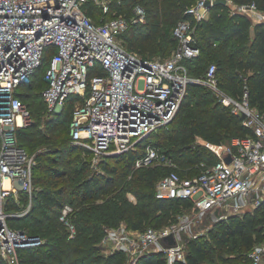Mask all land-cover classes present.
I'll return each instance as SVG.
<instances>
[{"label":"built area","instance_id":"2783aa9c","mask_svg":"<svg viewBox=\"0 0 264 264\" xmlns=\"http://www.w3.org/2000/svg\"><path fill=\"white\" fill-rule=\"evenodd\" d=\"M89 1L105 14L112 11L113 0H0V255L10 264H20L19 247L42 242L41 237L12 227L9 217L32 208L37 161L21 144L18 130L32 122L33 114L19 90L30 82L47 52L52 55L44 100L56 114L78 97L71 121L72 140L91 150L96 168L105 157L138 150L140 145L135 167L169 162L160 147L146 138L173 120L190 83L220 91L216 63L210 64L204 76L189 73L185 60L201 51L190 19L176 24L174 35L179 44L170 56L143 57L126 49L121 35L131 25L147 22L146 8L137 3L130 15L114 12L113 17L97 23L86 12ZM233 4L235 11L264 22V9L255 1ZM188 11L197 20L209 14L205 0H198ZM231 100L233 111L245 115L244 122L254 134L235 136L226 143L204 141L218 156L215 162L194 176L172 170L157 183V197L190 198L195 213L187 211L178 222L160 229L135 230L124 222L109 227L102 240L107 254L125 252L126 264H137L151 251H162L168 264L186 261L182 234L195 218L210 211L225 209L234 215L264 206V115L250 105L247 93L243 102ZM22 191L30 195L29 205L21 213L9 212V198L19 201ZM74 210L73 204L66 203L60 214L71 230L70 237L76 234ZM172 232L178 246L164 247L160 238ZM240 264H264V241Z\"/></svg>","mask_w":264,"mask_h":264},{"label":"trees","instance_id":"16d2710c","mask_svg":"<svg viewBox=\"0 0 264 264\" xmlns=\"http://www.w3.org/2000/svg\"><path fill=\"white\" fill-rule=\"evenodd\" d=\"M197 1L113 0L112 11L106 14L98 5L89 1L85 9L94 20V11L98 7L99 14L102 13V16L94 21L101 23L113 17L114 12L130 15L135 4H142L147 10V22L131 25L121 37L126 49L149 58H156L149 53L166 50L161 37H170L175 50L179 41L174 35V28L180 20L190 19L195 26L196 44L201 49L199 55L185 60L190 75L204 76L210 64L216 63H209L203 72L206 57L208 55L219 57L216 63L219 85L221 84L237 99H242L247 93L250 105L264 115V22L253 23L250 16L239 11L230 13L229 4L213 5L209 8L210 17L197 20L188 11ZM232 1L238 4L255 1L260 8L264 9V0ZM142 25H147L148 29L141 30L139 27ZM131 29H135L134 34L126 35ZM231 40L233 41L230 44ZM215 45L218 47L215 48ZM228 46L231 50L225 55L221 53L220 49L224 50ZM51 55V52L45 54L43 64L36 69L30 82L19 90V96L28 104L33 114L32 122L20 128L18 136L21 144L36 156L35 189L31 210L21 216L11 215L9 224L42 239L39 244L18 248L20 264H126L125 252L114 251L108 254L104 252L102 240L106 229L119 226L123 222L135 230H145L149 227L160 228L162 223L169 219L168 213L171 209L184 211L183 214L191 211L194 208V201L190 198L157 197V183L172 170L178 171L182 176H194L203 170L185 173L177 169L168 171L167 167L162 166L135 167L134 163L142 152V145L135 151L109 155L100 162L98 168L94 167L91 150L74 143L71 136V121L75 100L78 97L72 98L65 109L56 114L49 111L47 102L44 100L43 90L48 84L45 74ZM166 57L168 56L159 58ZM42 68H44L43 72ZM204 87L208 86L190 83L187 95L177 112L178 114L185 109L184 116L188 118L187 121L180 127H175L169 136L163 134L160 140H156L155 133L170 126L174 117L167 126L160 127L146 138L156 143L162 153L170 159L172 158L170 153L179 155L181 165L186 160H191L190 154L198 138L214 143H226L235 136L254 134V129L245 124L242 114L235 113L233 108L223 110L224 105ZM39 98H42V103ZM34 104H38L39 113L43 112L45 104L51 124L68 122L69 131L65 145H49L48 148L53 150L52 153L64 152L70 156L61 162L53 155H49L52 156L53 165L47 168L39 164L42 156L32 152L24 142V140L34 141L36 138L35 131L32 130ZM167 141H169L168 146L163 149L162 146H165ZM43 142L45 140L41 139L38 143ZM204 151L210 153L212 163L218 159V156L204 143L197 146L195 155L200 157ZM88 169L90 173L83 175ZM134 169L135 171L131 173ZM39 170H46L44 171L47 174L45 179L49 180L48 176H51L53 183L50 186H40L37 189L36 183L43 178V175L38 173ZM61 177L63 180L59 183ZM141 182H144L147 187H139L138 184ZM129 192H134L140 200L144 199V201L134 202L130 199ZM30 201V195L22 191L19 201L13 196L9 198L7 210L12 213L21 212L27 208ZM66 203H71L75 207L72 213V222L76 227L74 237H70L69 226L60 219L62 208ZM38 209L39 212H37ZM165 213L166 215L163 216ZM17 219L26 220V222L14 223ZM263 241L264 206L247 211L245 214L231 215L227 223L220 220L215 227L208 230L207 234L190 238L187 260H177L174 264L215 262L213 253L216 251L219 256H222L230 246L238 251L240 260L237 264H240L247 259L253 247ZM0 264L10 263L0 255ZM137 264H168V262L162 251H151L143 254Z\"/></svg>","mask_w":264,"mask_h":264},{"label":"rangeland","instance_id":"374dc122","mask_svg":"<svg viewBox=\"0 0 264 264\" xmlns=\"http://www.w3.org/2000/svg\"><path fill=\"white\" fill-rule=\"evenodd\" d=\"M235 10H236V8H234L233 2L229 1L230 13L234 12ZM94 12H95L94 18L98 20L99 16H102V13H101V15L99 14L100 12H99L98 7H96ZM210 16H211V13L209 12L207 17H210ZM251 19H252L253 23H257V21L253 17H251ZM173 24L170 26L171 29L173 27ZM139 28H141V30L146 31L148 29V26L142 25ZM134 32H135V29H131L126 35H131V34L133 35ZM251 34H252V32H251ZM250 39H251V36L249 37V40ZM161 40L163 41L164 47L166 46V50H164V49L157 50L154 53H149L150 56L161 57V56H170L172 54V52L174 51V49H173L174 44L171 43L170 37H166V38L161 37ZM233 40L230 41V44ZM214 47L216 48L218 46L215 45ZM230 50H231L230 46H228L224 50L220 49L221 53H223L224 55L227 53V51H230ZM218 60H219V57H214L212 55H208L206 57V61L204 63L203 72L206 70V67L208 66L209 63H211V62L218 63ZM41 71L43 72L44 68H42ZM219 87H220V91L214 90V89L209 88V87H204V88L206 90H208L210 92V94L217 101H219L222 105H224L223 110L233 108L234 102L231 100L232 98H234L235 100H238L240 102H243L244 97L242 99H237L234 96H232L221 84L219 85ZM39 101H40V103H42V98H39ZM34 108H35V111H34V121L32 124L33 125L32 130L35 131V137L36 138L34 141H27L24 139L23 140L29 146V148L32 152L40 154L42 156V161L39 164H42V167L47 168V167H49V165H53L52 164L53 161L51 159L52 156H49V155H53V157H55L56 159H58L61 162L70 156L69 154H67V153L65 154L64 152L59 153V154H57V152L52 153L51 151H53V150L48 148L49 145H65V143H66L65 141H66V138L68 137V131H69V128L67 127L68 122L64 121V122H61L57 125L51 124V121L48 119L47 108H46L45 104H44V109H42V111H43L42 113H39V109H37L38 104H34ZM184 111H185V109L180 111V113H178L175 116L174 121L172 122V124L170 126L162 128L158 132H156L155 133L156 135L154 136V138L156 140H158V139L160 140L162 138L163 134L166 136H169L170 134L173 133L172 130L175 129V127H180L181 124H183V122L187 121L188 118H186L184 116L186 113ZM41 139L43 141L45 140V142L38 143L39 140H41ZM168 143H169V141H167L165 146H162L163 149H165L168 146ZM203 143H204V141L201 138H198L195 140L194 146H193V151L190 154L191 160H186L183 163V165H181L179 163V155L170 153V155H172L171 156L172 158L169 162L161 161V162H158V163L152 165L151 167L162 166V167H167L168 171L171 169H177V170H179L181 172H185V173L200 172L208 164L212 163V161H213L211 156H210V153L207 151H204L200 157L195 155V150H196L197 146L199 144H203ZM135 169L133 171H131V173H133L135 171ZM44 171H46V170H39L38 171V173L40 175H43V178H40L38 180V183H36L37 189H39L40 186L41 187L42 186L44 187L46 185L50 186L51 183H53L51 176H48L51 179V181H50V179L49 180L45 179L47 174ZM88 173H90L89 169L86 170L83 175L86 176ZM62 180H63V177H61L58 182L61 183ZM138 185H139V187H142V188L147 187V185L144 182H141ZM128 194H129L130 199L133 200L134 202L144 201V199L140 200L139 197L137 196V194H135L134 192H129ZM21 212H23V211H21ZM21 212H18V213H21ZM37 212H39V209L37 210ZM183 212L182 211L179 212L178 210L176 211V210L171 209L168 213V215L170 216L169 219L167 221H164L162 223V225L160 226V228H163V227H166V226H169L171 224L176 223V221L179 220L180 217L183 215ZM193 212L195 213L194 209H193ZM240 214H245V213H240ZM164 215H166V213L163 214V216ZM231 215L232 214L226 213L225 209H222V210L213 211V212L210 211V212H207L206 214H201L200 216L195 218L194 222L191 223L188 230H186L182 234V242H183V246L185 247V249L186 250L189 249L188 241L190 238H193L197 235L200 236V235L207 234L208 230L210 228L215 227L216 223L220 220L223 221L224 223H227L228 218ZM18 216H21V215H18ZM222 216H224V217L222 218ZM25 222H26V220H22V219H17L14 221V223H25ZM160 228H157V229H160ZM104 252H106V251H104ZM213 255L215 258V262L206 261L204 264H237L238 261L240 260L239 255H238V251H236V248L232 247V246L227 248L224 251L222 256H219V254L216 251L213 253Z\"/></svg>","mask_w":264,"mask_h":264},{"label":"water","instance_id":"95a60500","mask_svg":"<svg viewBox=\"0 0 264 264\" xmlns=\"http://www.w3.org/2000/svg\"><path fill=\"white\" fill-rule=\"evenodd\" d=\"M228 1L229 0H205V6L207 8H210V7H212L213 5H216V4H228ZM243 117H245V115H243ZM226 160L228 162H230L231 161V157L227 156ZM160 243L164 247L168 248V247L178 246L179 241H178L177 235L174 232H172V233H170L168 235L162 236L160 238Z\"/></svg>","mask_w":264,"mask_h":264}]
</instances>
